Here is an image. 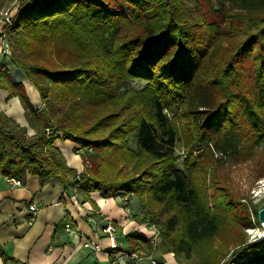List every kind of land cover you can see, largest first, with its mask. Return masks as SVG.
Masks as SVG:
<instances>
[{"label":"trees","instance_id":"obj_1","mask_svg":"<svg viewBox=\"0 0 264 264\" xmlns=\"http://www.w3.org/2000/svg\"><path fill=\"white\" fill-rule=\"evenodd\" d=\"M15 1L7 57L27 84L2 64L0 89L20 99L34 134L0 113V174L58 180L96 208V192L130 212L138 200L131 216L162 240L121 233L129 257L264 264V238L246 235L259 213L252 222L226 169L261 152L264 177V0ZM133 80L144 87L121 91ZM58 140L77 145L84 170ZM0 257L14 260L1 244Z\"/></svg>","mask_w":264,"mask_h":264},{"label":"crops","instance_id":"obj_2","mask_svg":"<svg viewBox=\"0 0 264 264\" xmlns=\"http://www.w3.org/2000/svg\"><path fill=\"white\" fill-rule=\"evenodd\" d=\"M15 5V0H0V66H8L15 84H27L24 72L13 66L6 54L4 14L10 11L14 14ZM33 95L37 100L34 92ZM0 113L29 127L20 99L10 98L9 92L2 89ZM29 132L34 134L30 127ZM69 144L72 154V148L74 150L77 147L75 143L60 140L56 143L60 149L64 146L67 148ZM68 163L79 171L83 168L78 161L74 165ZM91 197L97 203V208L85 202L74 190L66 191L58 180L48 179L40 184L38 178L28 176L22 186L11 187L0 174V244L14 259L8 264H153L149 258L133 259L127 256L124 247L126 240L120 236L119 249H108L109 241L101 230L112 221L123 233L122 227L126 224L127 215L120 206V199L105 198L99 192ZM100 197L105 200L103 203ZM31 204L38 208L32 224ZM97 238L102 252L84 246L86 241ZM159 263L179 264L172 253H162ZM0 264H4L1 257Z\"/></svg>","mask_w":264,"mask_h":264},{"label":"rangeland","instance_id":"obj_3","mask_svg":"<svg viewBox=\"0 0 264 264\" xmlns=\"http://www.w3.org/2000/svg\"><path fill=\"white\" fill-rule=\"evenodd\" d=\"M186 2L189 6H192V7L196 5L195 0H186ZM199 3L201 4L204 3V5L208 8L211 7L209 0H199ZM144 85H145V82L143 81L133 80L129 82L127 85H125L121 91H126L129 89L139 90L143 88ZM28 134L31 135L30 132ZM70 147H71L70 144L68 145L67 148L66 146L62 147L61 149L62 153L66 152V156L65 155L64 156L67 158L69 162H73L71 159H73L74 156H77L78 157L77 161L83 166L82 170H84L85 168L83 165L82 158L74 153L73 148H72V154H71ZM65 148L68 150L66 151ZM176 154L179 157L178 166L180 168H184V164H183L184 153L182 151V148L177 147ZM261 157H262V153L257 152L255 156L253 157V159H250L248 161H243V162L240 161L239 163H232V165L226 166V169H228L230 173L232 174V181L230 182V187L232 191L234 192L235 196L238 199H240L242 202L247 204L252 222L255 221L256 214L259 213L260 210L264 208V177H258L257 176L258 172L256 170V165L258 164V161L260 160ZM224 160L225 159H221V161H224ZM24 181H22L23 184H24ZM132 205L133 207L131 210L133 212L132 211L130 212L124 209L123 204L120 203V206L123 208V210L125 211L127 215L126 216L127 221H126V224L122 227V230L124 232L127 231V234L133 230H138L141 233H145L144 228L148 224H139L138 221H136V218L134 217V215L131 216L132 215L131 213L133 214L135 213L136 215H140L142 213L141 204L138 200H134V202L132 201ZM148 229L149 230H147L146 234L144 235L152 237L150 239L152 240L153 245H156V244L159 245V243H161L162 238L157 228H154L152 230L150 228ZM101 231H103V229ZM263 231H264L263 223L254 222V224L251 227H248L246 229V235L248 239L251 241L253 240V237L258 236ZM127 253L128 252H126V254ZM162 253L171 254V253H165L163 249H156L153 255V259L156 262H158L157 264H160L159 261L161 260ZM140 257L149 258L148 255H140ZM180 262L181 264H202L201 260L196 255H193L191 258L183 257V255H181Z\"/></svg>","mask_w":264,"mask_h":264},{"label":"built area","instance_id":"obj_4","mask_svg":"<svg viewBox=\"0 0 264 264\" xmlns=\"http://www.w3.org/2000/svg\"><path fill=\"white\" fill-rule=\"evenodd\" d=\"M12 12H6L4 14L5 16V21L6 22H9L11 17H12ZM6 54L7 56H10V51H9V47L8 45L6 44ZM221 157H223L221 154H220ZM6 181L8 182V184L11 186V187H20L23 185L22 181L17 179V178H14V177H7L6 178ZM38 208L35 204H31L30 205V211L33 213L31 219H30V224L33 223L34 219H35V214L37 212ZM129 211V209H127ZM148 225L145 226L144 228V232L145 233H142L143 235L146 234L147 230H149L148 228H150L151 230L154 229L155 227L154 226H149L147 227ZM263 227H264V223H263ZM262 229V228H260ZM150 230V231H151ZM254 230V229H252ZM103 234L106 235L107 237V240L109 241V250H115V249H118L119 248V242H118V238L120 236V231H119V228L117 225H115L112 221L111 222H108L107 225L103 228ZM152 232V231H151ZM126 232L123 231L122 234H124ZM146 236V235H145ZM153 236V235H152ZM149 238H152L151 236H147ZM264 238V231L261 232L258 236L256 237H253V240L251 241H257L259 239H262ZM85 247L87 248H92L95 252H102V248H101V245H100V241L99 239L97 238V240H88L85 242L84 244ZM133 259H140V256L136 253L134 255L131 256ZM149 259L150 261L153 263V264H157V262L153 259L152 256H149Z\"/></svg>","mask_w":264,"mask_h":264},{"label":"water","instance_id":"obj_5","mask_svg":"<svg viewBox=\"0 0 264 264\" xmlns=\"http://www.w3.org/2000/svg\"><path fill=\"white\" fill-rule=\"evenodd\" d=\"M259 221L260 223H264V208L259 212Z\"/></svg>","mask_w":264,"mask_h":264},{"label":"bare ground","instance_id":"obj_6","mask_svg":"<svg viewBox=\"0 0 264 264\" xmlns=\"http://www.w3.org/2000/svg\"><path fill=\"white\" fill-rule=\"evenodd\" d=\"M78 157L77 156H74L73 159H71L73 162H71L72 165H74V163L77 161ZM100 201L103 203L105 200L103 198H99Z\"/></svg>","mask_w":264,"mask_h":264}]
</instances>
